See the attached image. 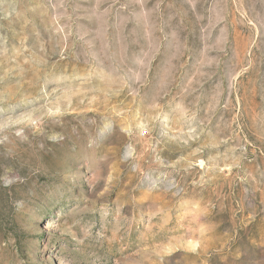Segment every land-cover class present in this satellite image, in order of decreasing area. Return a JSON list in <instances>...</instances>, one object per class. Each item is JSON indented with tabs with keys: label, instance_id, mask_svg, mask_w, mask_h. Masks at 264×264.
<instances>
[{
	"label": "rangeland",
	"instance_id": "374dc122",
	"mask_svg": "<svg viewBox=\"0 0 264 264\" xmlns=\"http://www.w3.org/2000/svg\"><path fill=\"white\" fill-rule=\"evenodd\" d=\"M0 264H264V0H0Z\"/></svg>",
	"mask_w": 264,
	"mask_h": 264
}]
</instances>
